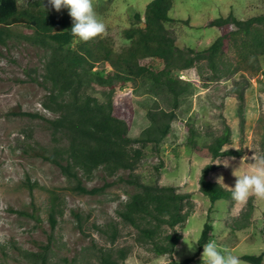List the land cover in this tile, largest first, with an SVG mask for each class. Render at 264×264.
Segmentation results:
<instances>
[{
    "label": "rangeland",
    "instance_id": "1",
    "mask_svg": "<svg viewBox=\"0 0 264 264\" xmlns=\"http://www.w3.org/2000/svg\"><path fill=\"white\" fill-rule=\"evenodd\" d=\"M20 1L26 4L29 0ZM151 1L93 0L98 18L106 25L107 34L101 37L116 50L128 45L130 41L124 36V29L134 24L136 12L142 13L145 20L146 6ZM263 11L264 0H175L170 11L174 19L167 27L180 47L205 50L221 32L216 26H208L210 19L231 12L239 19H247ZM12 30L16 35L6 43L0 42V264H31L23 251H39L46 244L50 245L49 264H101L98 254L111 243L99 228L114 221L120 222L121 234L113 246L127 249L124 264H171V255L157 253L149 240H139V230L119 215L124 202L138 191L129 181L132 173L120 170L111 176L101 167L91 177L84 178L83 184L103 190L83 193L76 189V180L36 149L39 145H64L68 139L63 134L55 139L44 119L24 114L40 112L55 116L43 106L47 89L39 82L48 52L25 37L33 33L32 29L15 25ZM153 63L161 67L164 62L154 59ZM254 64L261 69L257 71ZM98 67L103 68V64ZM243 68L219 80H209L211 72L207 68L202 76L198 67L178 70L179 75L192 82V89L182 96L171 133L158 148L153 144L145 148L134 172L146 183L174 185L178 191L191 194V216L176 230L183 236V232L187 233L194 250H189L183 237L172 255L179 261L193 257L189 264H202L198 260L203 252L199 238L208 215L214 225L211 241L228 248L241 264H252L243 259L245 254H260L264 250V199L250 197L237 203L232 198H223L216 201L210 212L211 201L200 190V177L206 164L228 159L230 166L218 165L208 177L217 182L223 176L221 185L232 189L236 179L233 169L238 168L241 174L250 172L253 154L264 156V56L256 63L248 61ZM128 90L133 94L135 109L129 132L132 137H138L150 124L149 109L159 106L171 109L173 97L163 86L142 79L119 86L117 101L119 93ZM241 92L244 100L239 98ZM95 94L104 98L102 88ZM190 122L200 130L202 143L230 125L232 142L225 148L243 150V155L218 158L200 155L187 144ZM55 196L61 212L53 227L50 213ZM166 228L173 231L169 226Z\"/></svg>",
    "mask_w": 264,
    "mask_h": 264
},
{
    "label": "trees",
    "instance_id": "2",
    "mask_svg": "<svg viewBox=\"0 0 264 264\" xmlns=\"http://www.w3.org/2000/svg\"><path fill=\"white\" fill-rule=\"evenodd\" d=\"M174 2L152 0L146 6L145 20L142 13L136 12V21L123 32L129 44L116 50L101 36L88 42L73 37L72 18L67 8L57 12L48 5V0H29L26 4L20 0H0V42L6 43L16 35L13 26L24 25L33 30L25 37L48 52L42 80L37 81L47 89L42 102L44 108L55 116L48 117L40 112L24 114L44 119L54 138L63 134L68 143L53 147L39 145L36 149L41 156L76 180V189L83 193L103 190L83 184L84 178L91 177L101 167L111 176L120 170L132 173L129 181L138 187V191L119 209L121 219L139 230V240L154 243L157 253L171 255V264H189L195 258L179 261L172 255L184 237L176 227L184 226L193 210L189 201L191 194L178 191L174 185L146 183L134 172L145 148L149 144L158 148L171 133L182 96L192 89V82L179 75L178 70L198 67L202 76L203 69L207 68L211 72L209 80H219L243 70L248 61L256 63L264 56V11L247 19H239L233 12L212 18L208 26H216L221 31L216 40L205 50L186 49L177 44L176 36L167 27L174 19L170 14ZM154 59L162 60L163 65L155 66ZM99 64H103V68H99ZM254 66L257 71L261 69L257 64ZM142 79H150L169 91L173 97L172 108L151 107L148 111L150 124L138 137H132L129 131L135 110L133 94L129 90L119 93V101L116 95L119 86L125 87L129 82ZM98 88L103 89V99L95 94ZM239 98L245 99L243 92ZM196 127L194 123H188L187 144L200 155L213 158L243 155V150L225 148L232 142L230 125L206 143L200 142L201 132ZM211 163L202 169L200 190L209 197V211L213 212L217 200L232 198V189L224 188L208 177L218 168ZM58 205L59 199L55 196L50 213L53 227L61 212ZM212 220L208 215L199 238L200 249L212 240ZM167 226L173 231L169 232ZM99 229L111 243L110 247L101 248L100 263L124 264L128 258L127 249L113 246L120 238V222L114 221ZM163 230L167 233L162 235ZM49 248L46 244L39 251L24 250L23 254L31 264H49ZM243 259L252 264H264V250L260 254H245ZM198 260L202 261L201 258Z\"/></svg>",
    "mask_w": 264,
    "mask_h": 264
},
{
    "label": "clouds",
    "instance_id": "3",
    "mask_svg": "<svg viewBox=\"0 0 264 264\" xmlns=\"http://www.w3.org/2000/svg\"><path fill=\"white\" fill-rule=\"evenodd\" d=\"M48 5L57 12L62 8L68 9V14L72 18L71 35L78 38L79 41L88 42L97 36L107 34L106 25L98 18L93 0H48ZM252 160L253 167L250 172L241 174L237 170L238 168L233 169L232 174L236 179L234 186H232L231 196L237 203L246 202L250 197L264 199V156L253 154ZM211 164H223L228 167L230 161L224 159L223 162L218 160ZM222 182L224 183L223 176L218 177L217 183L221 185ZM183 233L189 250H194L193 243L187 239V233ZM201 258L202 264H241L236 255L232 254L228 248L220 247L215 241L204 244Z\"/></svg>",
    "mask_w": 264,
    "mask_h": 264
}]
</instances>
